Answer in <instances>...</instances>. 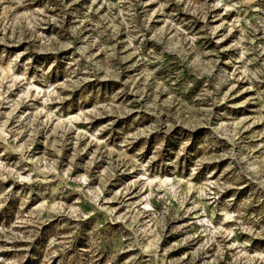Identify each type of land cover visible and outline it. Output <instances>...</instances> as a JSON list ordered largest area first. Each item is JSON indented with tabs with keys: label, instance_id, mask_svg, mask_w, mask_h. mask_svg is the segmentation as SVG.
<instances>
[{
	"label": "rangeland",
	"instance_id": "1",
	"mask_svg": "<svg viewBox=\"0 0 264 264\" xmlns=\"http://www.w3.org/2000/svg\"><path fill=\"white\" fill-rule=\"evenodd\" d=\"M0 264H264V0H0Z\"/></svg>",
	"mask_w": 264,
	"mask_h": 264
}]
</instances>
